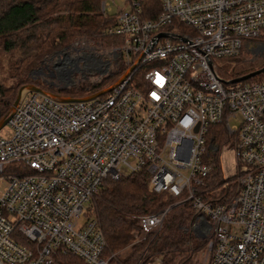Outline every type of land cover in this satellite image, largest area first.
I'll return each mask as SVG.
<instances>
[{"label":"built area","instance_id":"2783aa9c","mask_svg":"<svg viewBox=\"0 0 264 264\" xmlns=\"http://www.w3.org/2000/svg\"><path fill=\"white\" fill-rule=\"evenodd\" d=\"M118 2L99 0V11L111 20L103 33L121 42L79 65L96 82L118 56L121 79L82 100L25 89L0 134V264L69 254L113 264L94 197L103 179L140 170L173 197L139 217L143 234L186 203V228L211 249L209 264H264V75L231 82L213 60L264 49V0H158L152 13L144 0ZM56 55L70 74L74 55ZM214 123L230 138L221 147L209 138ZM145 264L170 263L154 254Z\"/></svg>","mask_w":264,"mask_h":264},{"label":"trees","instance_id":"16d2710c","mask_svg":"<svg viewBox=\"0 0 264 264\" xmlns=\"http://www.w3.org/2000/svg\"><path fill=\"white\" fill-rule=\"evenodd\" d=\"M157 4L158 0H144L147 13H152ZM110 23L111 20L99 11V0H0V50L18 51L15 65L18 83L8 87L0 84V119L10 112L17 86L40 85L28 73L45 54L65 46L76 35L103 36L108 42L120 41L118 35L103 33ZM79 90L82 92H63L73 96H82L86 92L83 88ZM210 129L209 138L218 147L230 140L223 124L214 123ZM214 162L218 176L220 164L216 155ZM172 200L170 194L156 192L150 187L145 170L102 180L94 197L93 211L105 236V253L111 255L113 264H145L154 254L172 261L176 252L191 249L189 243L195 240L186 226L192 210L186 208H189L186 203L172 207L158 231L143 234L139 230L141 215L160 210ZM145 251L147 254L143 257Z\"/></svg>","mask_w":264,"mask_h":264},{"label":"rangeland","instance_id":"374dc122","mask_svg":"<svg viewBox=\"0 0 264 264\" xmlns=\"http://www.w3.org/2000/svg\"><path fill=\"white\" fill-rule=\"evenodd\" d=\"M117 4H119L118 0H116ZM116 10L109 11L110 13H113ZM109 19V18H108ZM103 37V36H102ZM98 37V38H90L85 35H76L73 37V39L66 44L65 46L55 49L43 56L41 60L33 67L28 75L31 76L36 82H38L42 88L45 90L54 89L56 91H65L67 93H81L79 89L83 88L86 92L82 95L89 94L91 92H94L95 90L105 88L109 86L112 82H114L119 77V70L123 69L126 70V65L123 63H120L118 61V56L115 59V62H113V68L110 73L111 75L104 76L100 81H89L83 75L82 66H80V63H83L84 60L87 61L88 65H91L93 59L90 58H84L82 55L88 54L89 52H94L98 56L101 49L110 48L113 45H117L121 42H108L106 41V38L104 40V37ZM59 51H66L68 54H73L75 57V65L73 66L71 62L70 67L72 69L70 70V78H68V75L66 73H58V64L55 57L57 56L56 53ZM102 53V52H101ZM100 58H106V54L102 53L99 54ZM236 58H219L215 57L214 64L216 66L217 71L224 79H231L234 76H238L241 74H244L246 72H249L250 70H253L255 68H259L264 65V49L260 50L257 53V56L255 58L250 57L248 51L242 52L240 55L236 56ZM18 59V51L12 50V51H3L0 50V84L2 87H8L10 85H16L17 82V73L15 71V65L17 64ZM123 70V71H124ZM119 71V72H118ZM263 73H257L253 75V78H260ZM79 78V79H77ZM113 79V81H112ZM112 81V82H111ZM105 85L104 83H107ZM36 84V83H34ZM104 84V85H103ZM100 87H95V86ZM17 88L15 89L14 93V99L17 94ZM94 87V88H93ZM25 90H23L24 92ZM64 92H61L63 94ZM69 95V94H67ZM1 96V93H0ZM13 99V100H14ZM232 124L237 123V119L231 121ZM11 130V127L7 124V122L0 128V134L7 135L9 134ZM215 143V142H214ZM226 143V142H225ZM224 142H222V145ZM217 155V154H216ZM219 157V156H218ZM224 157L229 158L228 155H224ZM214 161V157H213ZM221 175V171H220ZM217 176L215 168H214V176ZM215 178V177H214ZM185 208V206H182ZM188 210H190L188 207H186ZM179 209V208H177ZM182 209V208H181ZM190 231V230H189ZM190 234L194 236L195 242L189 243L190 250L185 251H178L175 253V255L172 257V261H167L170 264H209L210 256H211V249L207 246V243L205 240L200 239L199 237L195 236L193 232L190 231ZM199 238V239H198ZM55 264H83L80 259L75 257L74 255H65L61 258L56 259Z\"/></svg>","mask_w":264,"mask_h":264},{"label":"water","instance_id":"95a60500","mask_svg":"<svg viewBox=\"0 0 264 264\" xmlns=\"http://www.w3.org/2000/svg\"><path fill=\"white\" fill-rule=\"evenodd\" d=\"M263 70H264V65L261 66V67H259V68H257V69H254L252 71H249V72H247V73H245V74H243L241 76H237V77L231 78L229 81L233 82V81H238V80H241V79H245V78H248L250 76H253V75L257 74V73H260ZM120 79L121 78H118L112 84H110L109 86H107L105 88L99 89V90H97L95 92H92L90 94L83 95V96H73V95H67V94H58V93L53 92V91H50V90H45L41 86H39L37 84H34V83L24 84V85H22V86H20L18 88L16 97H15L13 103H12L10 112L4 118H1L0 119V128L7 122L8 118L11 115V111L13 110V108L17 104V102L19 101V98L21 97L22 92L25 89L26 90H31V91H37V92H41V93H45V94H49V95H52V96H57L60 100H63V101L82 100V99L93 98V97H95V96H97L99 94H102V93H105V92L109 91L112 88V86L115 85V83L118 80H120Z\"/></svg>","mask_w":264,"mask_h":264},{"label":"bare ground","instance_id":"6f19581e","mask_svg":"<svg viewBox=\"0 0 264 264\" xmlns=\"http://www.w3.org/2000/svg\"><path fill=\"white\" fill-rule=\"evenodd\" d=\"M91 57L92 56H89V58L91 59ZM93 58V57H92ZM71 60V59H70ZM70 60H68L67 61V64L66 65H71V62H70ZM91 61H92V65H94L95 64V60L94 59H91ZM57 70H58V73H61V72H63L64 70H63V68H57Z\"/></svg>","mask_w":264,"mask_h":264},{"label":"flooded vegetation","instance_id":"af4514ba","mask_svg":"<svg viewBox=\"0 0 264 264\" xmlns=\"http://www.w3.org/2000/svg\"><path fill=\"white\" fill-rule=\"evenodd\" d=\"M255 69H257V68H255ZM254 70V69H253ZM250 71H252V70H250ZM48 89H49V87H48ZM50 91L52 90L53 92H56V93H58V94H61V92H63V91H56V90H54V89H49Z\"/></svg>","mask_w":264,"mask_h":264}]
</instances>
